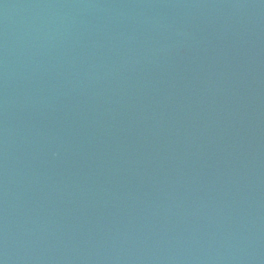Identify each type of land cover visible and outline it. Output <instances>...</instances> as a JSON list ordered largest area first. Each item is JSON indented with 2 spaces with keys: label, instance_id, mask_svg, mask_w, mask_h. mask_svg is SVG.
Returning <instances> with one entry per match:
<instances>
[{
  "label": "water",
  "instance_id": "obj_1",
  "mask_svg": "<svg viewBox=\"0 0 264 264\" xmlns=\"http://www.w3.org/2000/svg\"><path fill=\"white\" fill-rule=\"evenodd\" d=\"M0 264H264V0H0Z\"/></svg>",
  "mask_w": 264,
  "mask_h": 264
}]
</instances>
